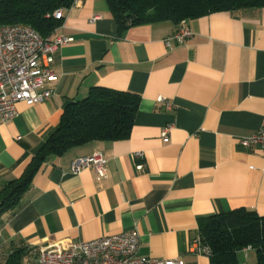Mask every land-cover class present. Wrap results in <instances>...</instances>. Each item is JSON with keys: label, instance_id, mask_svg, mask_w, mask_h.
I'll list each match as a JSON object with an SVG mask.
<instances>
[{"label": "crops", "instance_id": "1", "mask_svg": "<svg viewBox=\"0 0 264 264\" xmlns=\"http://www.w3.org/2000/svg\"><path fill=\"white\" fill-rule=\"evenodd\" d=\"M187 24L194 38L167 47L171 22L118 34L105 0H77L64 11L54 33L72 41L54 52L55 78L45 84L53 95L18 102L16 115L0 120V186L22 175L65 106L91 87L138 94V110L127 137L71 146L40 166L19 205L0 215V264L19 248L22 264H36L43 246L133 228L140 256L209 264L190 248L199 219L239 207L264 215V159L239 144L264 129V7ZM94 152L107 160L104 177L71 171L73 160Z\"/></svg>", "mask_w": 264, "mask_h": 264}, {"label": "trees", "instance_id": "2", "mask_svg": "<svg viewBox=\"0 0 264 264\" xmlns=\"http://www.w3.org/2000/svg\"><path fill=\"white\" fill-rule=\"evenodd\" d=\"M118 34L130 26L171 22L177 25L217 11L236 12L264 7V0H105ZM74 0H0V25L22 24L48 37L61 24L54 12L69 8ZM138 94L104 87H91L87 94L70 101L58 124L45 136L41 149L30 159L18 178L0 186V215L19 205L33 175L50 158L67 148L94 140L112 141L128 136L138 110ZM198 235L210 250L209 264H264V215L239 207L209 215L198 221ZM250 246L254 263L238 260V253ZM26 252L19 248L4 264H22Z\"/></svg>", "mask_w": 264, "mask_h": 264}, {"label": "built area", "instance_id": "3", "mask_svg": "<svg viewBox=\"0 0 264 264\" xmlns=\"http://www.w3.org/2000/svg\"><path fill=\"white\" fill-rule=\"evenodd\" d=\"M74 0L71 6L76 3ZM70 6V7H71ZM69 7V8H70ZM69 8H59L54 12L56 19H62ZM194 32L181 20L176 29L164 39L167 47L172 43L185 44L194 38ZM72 41V38L52 32L48 37H41L27 25H0V120H11L17 113L16 104L27 105L42 102L53 95V90L45 84L55 78L50 65L54 60L55 50ZM163 98H159L162 101ZM172 124L162 128L161 137L168 139ZM243 147H255L264 159V129L241 137ZM141 152L134 154L141 157ZM107 160L100 152H94L71 162L74 173L82 169H92L98 178L106 175ZM142 169V164H136ZM139 233L133 228L116 234H109L90 240H78L60 248L43 246L36 252V264H184L181 259L160 260L138 255ZM192 252L208 256L210 250L201 242L200 236L190 246ZM251 247L242 249L246 252Z\"/></svg>", "mask_w": 264, "mask_h": 264}, {"label": "rangeland", "instance_id": "4", "mask_svg": "<svg viewBox=\"0 0 264 264\" xmlns=\"http://www.w3.org/2000/svg\"><path fill=\"white\" fill-rule=\"evenodd\" d=\"M237 257L238 260L243 263H254L256 260V254L254 250H249L247 256H244L242 252H239Z\"/></svg>", "mask_w": 264, "mask_h": 264}]
</instances>
